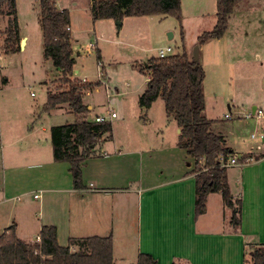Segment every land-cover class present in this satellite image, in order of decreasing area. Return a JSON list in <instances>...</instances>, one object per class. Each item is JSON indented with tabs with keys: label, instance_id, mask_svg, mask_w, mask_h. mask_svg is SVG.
<instances>
[{
	"label": "rangeland",
	"instance_id": "obj_1",
	"mask_svg": "<svg viewBox=\"0 0 264 264\" xmlns=\"http://www.w3.org/2000/svg\"><path fill=\"white\" fill-rule=\"evenodd\" d=\"M181 3L185 39L181 23L173 16H129L122 24L114 18L94 21L92 0H56L57 7L71 12L76 58L73 79L101 82L85 96L86 104L91 105L86 117L95 121L98 114L103 115L113 126L112 135L103 134L96 152L102 146L109 153L119 148L158 154L163 139L169 143L178 139L180 128L167 114L163 98L156 99L147 109L139 105V94L145 91L149 74L142 67L151 57H158L159 49L171 46L170 54H182L187 49L193 57L199 34L216 25L217 0H182ZM17 8L21 35L27 37L24 49L6 53L2 32L8 17L0 16V194L11 184L17 188L13 192L15 198L0 205V231L12 223L15 210L25 217H39L40 200L32 197L39 189L36 179L27 175L30 171L27 169L42 170V164L53 156L52 126L78 120L76 113L64 110L67 105H63V111L43 109L48 88L58 90L68 85L62 81L53 61L44 57L40 1L17 0ZM229 19L223 39L200 45L199 54L206 71L205 113L213 120L215 133L224 132L228 139L233 137L242 143L245 139L255 140L250 136L263 123V119L245 115L254 105L264 111V0H241ZM91 43L95 47L89 50ZM99 48L102 62L97 57ZM112 111L117 113L115 118L109 117ZM227 113L232 117H226ZM20 167L24 168L25 181L20 178ZM237 169L238 166L228 167L226 174L235 177ZM14 181L20 185L15 186ZM27 187L25 192L23 189ZM237 230L223 234L227 240L235 241L234 235L240 232ZM220 237L223 242L225 238ZM126 239V244L125 235L118 240L117 258L124 254L133 258L132 263L126 264H136L137 242H130L133 240L129 236ZM212 251L215 254L210 255ZM212 251L202 257L208 264H227L220 247ZM245 257L250 261L248 253ZM232 258L233 264H242L241 253L239 259L236 253Z\"/></svg>",
	"mask_w": 264,
	"mask_h": 264
},
{
	"label": "crops",
	"instance_id": "obj_2",
	"mask_svg": "<svg viewBox=\"0 0 264 264\" xmlns=\"http://www.w3.org/2000/svg\"><path fill=\"white\" fill-rule=\"evenodd\" d=\"M26 44L27 37L21 35V49ZM88 109L91 111V105ZM262 121L260 129L264 128V119ZM178 132L180 134V129ZM217 134L223 135L227 146L235 153L255 156L253 162L237 165V176L228 174L230 191L236 200L241 199V223L238 226L231 221L233 210L226 205L221 191L210 192L207 210L201 215L196 214L198 176L194 172L195 159L179 146L178 135L175 142L163 139L158 154L119 148L109 153L101 146L99 152L95 151L84 162L83 189L75 188L69 161H55L52 156L47 159L48 163L42 164V170L29 167L27 175L36 179L39 189L34 193L39 197L32 196L40 200L39 217H25L15 210L11 215L12 223L5 225L0 235L14 225L22 241L33 243L34 236L40 235L43 226L55 225L61 246H67L71 238L111 234L115 264L133 261L124 254L117 258L118 240L123 235V243H127V236L133 240L129 239L130 242H137L136 264H139L141 253L151 254L158 264L160 261L164 264H208L203 255L219 247L227 264L235 263L232 258L235 253L238 259L242 254L244 264L249 246L264 244V152L251 151L255 140L245 139L240 143L233 137L228 139L224 132ZM20 168V178L25 181L24 168ZM14 185L19 186L20 183L14 181ZM13 189L11 184L8 190L1 191L0 205L15 198L13 192L17 188ZM27 189L23 190L26 192ZM215 207L218 210L215 211ZM229 211L231 215H227ZM235 229L240 231L234 235L235 241L227 240L223 233L234 232ZM220 236L225 238L223 242ZM72 248L77 249L74 245ZM213 252L210 255L215 254Z\"/></svg>",
	"mask_w": 264,
	"mask_h": 264
},
{
	"label": "trees",
	"instance_id": "obj_3",
	"mask_svg": "<svg viewBox=\"0 0 264 264\" xmlns=\"http://www.w3.org/2000/svg\"><path fill=\"white\" fill-rule=\"evenodd\" d=\"M41 7L40 25L43 31L44 57L51 59L59 71L66 88L47 89L48 98L43 107L47 112L67 105V110L78 115L73 123L52 126L51 143L55 161H69L75 188L83 189L82 169L85 160L95 153V147L103 134L112 135L109 122L90 121L85 96L95 90L100 81L74 80L76 63L71 12L57 7L56 0H39ZM241 0H217V22L210 31L199 34L202 45L216 38H223L230 22V16ZM182 0H92L93 20L116 19L122 21L129 16L175 17L182 21ZM17 0H0V16L8 17L4 35L6 53L21 50V35ZM97 57L102 62L100 49ZM143 72L148 74V83L141 94L139 104L149 109L152 103L162 97L167 114L173 117L181 132L179 146L195 159L194 172L197 178L196 214H203L210 192H222L226 205L233 210L232 223H241V199L236 200L230 191L226 167L221 166L220 156L233 153L222 134L212 130L213 120L206 116V94L204 80L206 71L201 62L195 60L187 49L182 54H169L165 58L153 56ZM11 225L0 235V264H115L113 236H86L71 238L67 246L58 242L55 225L41 228V241L26 243L20 239ZM77 247L73 250L72 246ZM247 251L250 261L244 264H264V244L256 243ZM39 251V252H37ZM139 264H158L148 253L139 255ZM177 264V263H174Z\"/></svg>",
	"mask_w": 264,
	"mask_h": 264
},
{
	"label": "built area",
	"instance_id": "obj_4",
	"mask_svg": "<svg viewBox=\"0 0 264 264\" xmlns=\"http://www.w3.org/2000/svg\"><path fill=\"white\" fill-rule=\"evenodd\" d=\"M94 47H95V45L93 43H91L89 45V50L93 49ZM172 50H173V48L171 46L161 48V49H159L158 56L161 58H165V56H168L170 54V52H172ZM84 81H86V79ZM31 94L35 95L34 92H31ZM115 116H117L116 111L115 112L112 111L109 113L110 118H115ZM226 117L231 118L232 115L230 113H227ZM245 117L246 118L257 117L260 119H264V111H263V109L256 108L255 110H252V111L246 113ZM95 121L96 122H98V121L99 122H106L107 117L103 116V115H98L95 118ZM250 138L255 139V144H253L251 151L252 152L253 151L264 152V128L263 129H257L255 131H253ZM254 159H255V156H244V155L240 154L239 152L233 153V154L228 155V156H224V155L220 156L221 166L226 167V168L237 166V165L249 164V163L253 162ZM34 197H39V194H34ZM36 241H38V242L41 241L40 235L37 237ZM37 252H39V251H37Z\"/></svg>",
	"mask_w": 264,
	"mask_h": 264
},
{
	"label": "water",
	"instance_id": "obj_5",
	"mask_svg": "<svg viewBox=\"0 0 264 264\" xmlns=\"http://www.w3.org/2000/svg\"><path fill=\"white\" fill-rule=\"evenodd\" d=\"M119 23L120 24H122V22L119 20ZM173 36V34L171 33L170 34V37H172ZM199 52H200V44L199 45H197L195 48H194V53H193V55H194V58H195V60H199V58H200V54H199ZM257 108V105H254L253 106V109L255 110ZM170 118H172L171 116H170ZM180 132H181V129H180Z\"/></svg>",
	"mask_w": 264,
	"mask_h": 264
}]
</instances>
